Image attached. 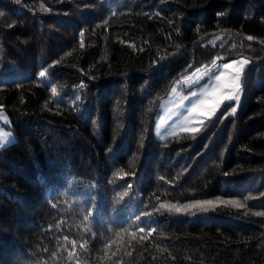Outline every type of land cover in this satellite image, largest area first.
<instances>
[{"label":"trees","instance_id":"16d2710c","mask_svg":"<svg viewBox=\"0 0 264 264\" xmlns=\"http://www.w3.org/2000/svg\"><path fill=\"white\" fill-rule=\"evenodd\" d=\"M237 59L235 114L155 138L181 78ZM1 76L0 264H264V0H0Z\"/></svg>","mask_w":264,"mask_h":264},{"label":"rangeland","instance_id":"374dc122","mask_svg":"<svg viewBox=\"0 0 264 264\" xmlns=\"http://www.w3.org/2000/svg\"><path fill=\"white\" fill-rule=\"evenodd\" d=\"M240 59L234 60L239 61ZM233 62V61H232ZM231 63V62H228ZM223 64L212 65L209 67H202L200 69H205L208 72L207 76H204L198 82L192 83L189 81V78H193V71L185 75L181 80H179L172 88L170 93L165 99L162 100L158 114L156 116L154 136L158 140L165 139L169 136L178 134L180 132H190L187 129L192 127L201 128V126L211 118L206 117H197L189 114V110L194 100L203 98L200 93L204 90L206 85H209L208 90H211V87H214L216 81L214 79L215 75H219L221 72H224ZM232 70H228L226 73L225 79H231ZM9 78L7 76H1L0 82H6ZM240 83V81H239ZM175 89V92H173ZM197 92L196 97H192L191 93ZM242 91L239 92V101L230 100L225 101L224 104L232 102L235 107L239 105ZM187 96V100L181 102V98ZM223 104V105H224ZM221 105V107L223 106ZM217 110V112L221 109ZM216 112V113H217ZM178 113V115H177ZM215 113V114H216ZM215 116V115H214ZM200 120H203V123H199ZM159 125V127H157ZM15 138L10 130V123L8 115L4 110H0V144L3 146L0 149L14 143Z\"/></svg>","mask_w":264,"mask_h":264},{"label":"snow or ice","instance_id":"6c2138e0","mask_svg":"<svg viewBox=\"0 0 264 264\" xmlns=\"http://www.w3.org/2000/svg\"><path fill=\"white\" fill-rule=\"evenodd\" d=\"M81 36H83V32H81ZM248 40H252V37L249 36ZM83 46V45H81ZM248 63V61L241 59L239 61H233L231 63H225L223 64L224 72H221L219 75H215L214 79L216 81V84L214 87H211V90H208L209 85H206L204 90L200 93V95L203 97L198 100H194L191 108L189 110L190 115H194L197 117H206L211 118L215 115L217 110L221 107V105L224 104L225 101L230 100H236L239 101V92L241 89V85L239 81L241 80L244 66ZM228 70H232L231 79L226 80L225 76ZM46 72L40 71L39 76L45 77ZM208 72L205 69L197 68L196 71L193 73V78H189V81L192 83L198 82L200 79H202L204 76H207ZM86 85L83 83L80 84V88H85ZM173 92H175V89H173ZM52 93L55 95L57 93V90L55 87H52ZM192 97L197 96V92L191 93ZM79 99V97H77ZM188 97H182L181 102L183 100H187ZM232 114H235L237 111L236 107H232L230 109ZM178 115V113H177ZM199 123H203V120H200ZM159 127V125H157ZM188 131L192 133L198 132L200 129L197 127H192L190 129H187ZM3 145L0 144V147ZM219 204H233L234 206H238L237 202L234 200H220L219 197L216 198V200L212 199H205V200H199L196 203L192 204H185L182 207L177 206L175 204L171 205L168 209L169 212L175 211L176 213H188L191 208H199L202 211H208L209 209H215ZM192 215H195V212L191 213ZM257 215H264V212H258Z\"/></svg>","mask_w":264,"mask_h":264}]
</instances>
